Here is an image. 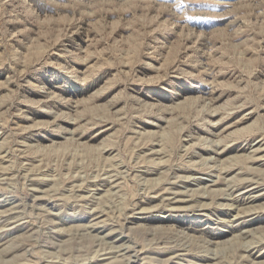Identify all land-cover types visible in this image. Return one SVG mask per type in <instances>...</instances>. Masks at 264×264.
Instances as JSON below:
<instances>
[{"label":"rangeland","instance_id":"1","mask_svg":"<svg viewBox=\"0 0 264 264\" xmlns=\"http://www.w3.org/2000/svg\"><path fill=\"white\" fill-rule=\"evenodd\" d=\"M0 264H264V0H0Z\"/></svg>","mask_w":264,"mask_h":264},{"label":"bare ground","instance_id":"2","mask_svg":"<svg viewBox=\"0 0 264 264\" xmlns=\"http://www.w3.org/2000/svg\"><path fill=\"white\" fill-rule=\"evenodd\" d=\"M109 173V172H108ZM2 219V218H1ZM244 222V221H243ZM125 250V249H124ZM137 254V253H136ZM138 256V255H137Z\"/></svg>","mask_w":264,"mask_h":264}]
</instances>
